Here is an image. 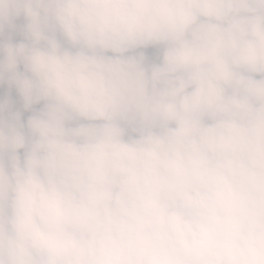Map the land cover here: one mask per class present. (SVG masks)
<instances>
[{"label": "clouds", "instance_id": "1", "mask_svg": "<svg viewBox=\"0 0 264 264\" xmlns=\"http://www.w3.org/2000/svg\"><path fill=\"white\" fill-rule=\"evenodd\" d=\"M0 264H264V0H0Z\"/></svg>", "mask_w": 264, "mask_h": 264}]
</instances>
